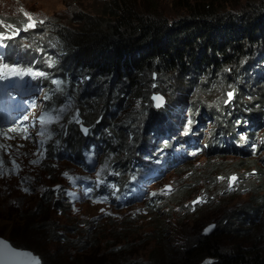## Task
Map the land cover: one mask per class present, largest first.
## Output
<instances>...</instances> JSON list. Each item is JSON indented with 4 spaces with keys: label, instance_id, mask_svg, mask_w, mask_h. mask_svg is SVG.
Listing matches in <instances>:
<instances>
[{
    "label": "rangeland",
    "instance_id": "374dc122",
    "mask_svg": "<svg viewBox=\"0 0 264 264\" xmlns=\"http://www.w3.org/2000/svg\"><path fill=\"white\" fill-rule=\"evenodd\" d=\"M100 1L0 0V33L3 34L0 37V76L23 71L18 62L8 60L2 46L5 40L16 37L30 43L35 29L45 34L48 28L52 30L61 24L75 25L77 6L92 10ZM249 1L253 0H239L236 9ZM174 2L154 0V4H158L155 8L167 16L175 13ZM24 13L37 22L36 28L25 27ZM16 28L20 30L16 32ZM217 78L199 80L195 84L196 80L191 77L182 79L177 73L154 72L149 75L148 86L151 87L147 101L138 96L128 97L124 92L127 98L123 109L116 106L114 111L105 109L102 99H98V107L90 111L87 104L73 96V89L67 87L65 80L52 90L47 84L38 86V107L29 112L19 130L13 134L8 125L0 128L3 130L0 132V236L17 247L19 243L32 245L43 264H84L89 259L96 262L102 259L109 264L130 260L162 264L180 255L200 235L219 226V220L247 208L258 212V215L250 214L255 219L254 226H249L250 222L244 225L252 228L251 233L237 238L227 234L223 239L228 248L236 242L251 246L254 236L264 231L262 102L255 101L253 108L254 114H260L256 145L251 143L249 150L241 153L212 152L208 150L210 145L206 150L197 146L199 142L208 143L214 134L213 120L202 135L204 139L199 136L201 140H196L195 145L182 148L183 157L171 158L166 165L164 159L170 152H164L165 146L160 147L158 159H154L151 168H162L142 182V190L140 181L132 175L128 176L127 191L114 184L118 176L114 164L116 152L100 149L87 153L83 157L85 163L63 152L66 149L63 141L68 142L66 138L70 135L97 129L99 134L107 133L101 144L113 141L123 148V153L146 154L149 143L169 142L165 137L154 136L151 142L143 137L153 131L163 132L162 127L173 128L164 122L166 107L179 129L188 125L180 134L189 135L196 132L189 130L192 123L189 116L199 117L198 126L203 119L208 120L204 114L210 115V104L229 103L238 88L242 95L260 91L254 80L245 91L238 87L243 82L236 81L235 77L229 79V83ZM49 99H54L58 106L49 109ZM179 99L185 103L181 108L176 106ZM193 105L198 108L196 114ZM144 122L151 125L148 129L145 127L146 130ZM172 143L175 142L172 140ZM140 175L150 174L145 170Z\"/></svg>",
    "mask_w": 264,
    "mask_h": 264
},
{
    "label": "trees",
    "instance_id": "16d2710c",
    "mask_svg": "<svg viewBox=\"0 0 264 264\" xmlns=\"http://www.w3.org/2000/svg\"><path fill=\"white\" fill-rule=\"evenodd\" d=\"M238 2L175 0V13L167 16L155 8L158 4H154V0L147 3L144 0H101L92 10L77 6L75 25L49 28L47 36L40 35L31 43L29 52L39 58L44 51L49 52L58 72L77 82L80 89L75 90L76 99L87 104L90 111L98 107V99H102L105 109L114 111L116 106L123 109L127 98L124 92L128 97L138 96L147 101L151 87L148 86L149 75L154 72L177 73L182 79L191 77L196 80L195 84L216 76L218 81L229 83V79L235 77L236 81L243 82L238 87L247 91L246 86L257 79L259 70H264V0L249 1L236 9ZM257 84L259 92L252 90L246 97L238 88L237 97L231 103L210 104L215 130L209 137V151L243 152L245 148L238 145L239 133L246 125L249 136H256L259 126L253 124L260 122V114H254L253 108L255 101L264 104V78L257 80ZM249 117L250 123L246 124L245 118ZM149 125L145 127L148 129ZM78 134L66 138L73 151L80 150L86 139L78 138ZM152 135L151 132L147 137ZM109 143L122 160L136 154L134 151L123 153L121 146L113 141ZM252 212L258 215L257 209L250 212L243 208L219 220V226L210 233L200 235L180 255L162 264H264V231L254 236L251 246L241 242L231 248L224 246V235L237 238L251 233L252 228L244 225L250 222L249 226H254ZM18 245L33 249L26 243ZM84 264L109 263L89 259ZM123 264L141 263L130 260Z\"/></svg>",
    "mask_w": 264,
    "mask_h": 264
},
{
    "label": "water",
    "instance_id": "95a60500",
    "mask_svg": "<svg viewBox=\"0 0 264 264\" xmlns=\"http://www.w3.org/2000/svg\"><path fill=\"white\" fill-rule=\"evenodd\" d=\"M0 264H42V259L30 249L15 247L0 237Z\"/></svg>",
    "mask_w": 264,
    "mask_h": 264
},
{
    "label": "clouds",
    "instance_id": "9594fccd",
    "mask_svg": "<svg viewBox=\"0 0 264 264\" xmlns=\"http://www.w3.org/2000/svg\"><path fill=\"white\" fill-rule=\"evenodd\" d=\"M33 33H32V35H31V39H34V40H37V38L40 36V35H47V33H41L38 29H35V30H33L32 31ZM16 43H19V44H21V45H23V46H27V42H25V39L23 38L22 40H20L19 38H15V40H14V47L16 48H19V46L16 44ZM70 79H72L73 80V78H71V77H69ZM236 97H237V95H236ZM235 97V98H236ZM230 103V102H229ZM229 103H227V104H229ZM196 111H198V109L196 110ZM210 117H212V116H210ZM212 121L213 120H211V123H212ZM147 123H149V122H147ZM210 123V124H211ZM149 127H150V125H149ZM145 128V127H144ZM143 128V129H144ZM85 137V136H83V134H81V133H79L78 134V138L79 137ZM144 137V136H143ZM144 139H145V137H144ZM209 142V141H208ZM208 145L206 146V147H204V149L206 150V148L209 146V143H207ZM70 146V145H69ZM113 146V151L114 152H116L117 153V155H119V153H118V151L117 150H115L114 148V145H112ZM150 147V145L148 144V147L147 148H145V151H146V154H148L149 153V148ZM146 154H144V152H136V154H135V156H132V157H129V158H125V162H128L129 161V159L130 158H134V157H138V155H146ZM120 157V156H119ZM121 158V157H120ZM128 168V167H127ZM3 237V236H2ZM28 249V248H27ZM30 249V248H29Z\"/></svg>",
    "mask_w": 264,
    "mask_h": 264
},
{
    "label": "snow or ice",
    "instance_id": "6c2138e0",
    "mask_svg": "<svg viewBox=\"0 0 264 264\" xmlns=\"http://www.w3.org/2000/svg\"><path fill=\"white\" fill-rule=\"evenodd\" d=\"M24 15L27 17V22L25 23V27H35L36 25V21L32 18V16L28 13H24ZM42 23V21H40ZM2 23V22H0ZM7 27H11L10 25H8ZM20 29L19 28H16L15 31L18 32ZM3 34L0 33V37H2ZM6 38V37H4ZM25 119H27V117H25ZM232 180H235L236 178L235 177H232L231 178Z\"/></svg>",
    "mask_w": 264,
    "mask_h": 264
},
{
    "label": "bare ground",
    "instance_id": "6f19581e",
    "mask_svg": "<svg viewBox=\"0 0 264 264\" xmlns=\"http://www.w3.org/2000/svg\"><path fill=\"white\" fill-rule=\"evenodd\" d=\"M15 126H16V124H15Z\"/></svg>",
    "mask_w": 264,
    "mask_h": 264
}]
</instances>
